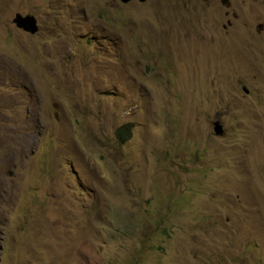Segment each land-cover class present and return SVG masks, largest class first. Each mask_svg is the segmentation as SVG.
<instances>
[{
    "label": "rangeland",
    "instance_id": "374dc122",
    "mask_svg": "<svg viewBox=\"0 0 264 264\" xmlns=\"http://www.w3.org/2000/svg\"><path fill=\"white\" fill-rule=\"evenodd\" d=\"M0 264H264V0H0Z\"/></svg>",
    "mask_w": 264,
    "mask_h": 264
},
{
    "label": "water",
    "instance_id": "95a60500",
    "mask_svg": "<svg viewBox=\"0 0 264 264\" xmlns=\"http://www.w3.org/2000/svg\"><path fill=\"white\" fill-rule=\"evenodd\" d=\"M122 2H129L131 0H121ZM146 1V0H140ZM13 22L18 26L26 29L27 31L34 33L38 27L36 25V17L33 14H22L21 12H17L13 19ZM245 91H248L247 87H244ZM215 133L218 135L224 134L223 125L219 120H215Z\"/></svg>",
    "mask_w": 264,
    "mask_h": 264
},
{
    "label": "trees",
    "instance_id": "16d2710c",
    "mask_svg": "<svg viewBox=\"0 0 264 264\" xmlns=\"http://www.w3.org/2000/svg\"><path fill=\"white\" fill-rule=\"evenodd\" d=\"M115 135L121 142H125L132 135V124L125 123L119 126L115 131Z\"/></svg>",
    "mask_w": 264,
    "mask_h": 264
},
{
    "label": "clouds",
    "instance_id": "9594fccd",
    "mask_svg": "<svg viewBox=\"0 0 264 264\" xmlns=\"http://www.w3.org/2000/svg\"><path fill=\"white\" fill-rule=\"evenodd\" d=\"M121 1V0H120ZM122 2V1H121ZM122 3H125V2H122ZM34 15V14H33ZM15 24V23H14ZM16 25V24H15ZM217 120H219V119H217ZM220 121V120H219ZM221 122V121H220ZM222 123V122H221ZM223 125V124H222ZM223 129H224V126H223ZM216 134V133H215ZM224 134H225V129H224ZM224 134H222V135H219V136H223ZM216 135H218V134H216Z\"/></svg>",
    "mask_w": 264,
    "mask_h": 264
},
{
    "label": "flooded vegetation",
    "instance_id": "af4514ba",
    "mask_svg": "<svg viewBox=\"0 0 264 264\" xmlns=\"http://www.w3.org/2000/svg\"><path fill=\"white\" fill-rule=\"evenodd\" d=\"M222 2H227V0H222Z\"/></svg>",
    "mask_w": 264,
    "mask_h": 264
},
{
    "label": "bare ground",
    "instance_id": "6f19581e",
    "mask_svg": "<svg viewBox=\"0 0 264 264\" xmlns=\"http://www.w3.org/2000/svg\"><path fill=\"white\" fill-rule=\"evenodd\" d=\"M60 63V62H59ZM60 67H61V65H60ZM53 69V68H52ZM59 71V70H58Z\"/></svg>",
    "mask_w": 264,
    "mask_h": 264
}]
</instances>
